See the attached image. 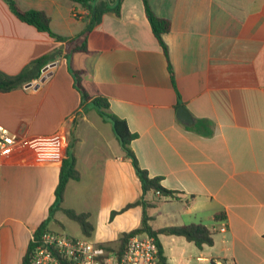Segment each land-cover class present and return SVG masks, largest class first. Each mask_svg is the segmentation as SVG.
I'll return each instance as SVG.
<instances>
[{
  "label": "crops",
  "instance_id": "1",
  "mask_svg": "<svg viewBox=\"0 0 264 264\" xmlns=\"http://www.w3.org/2000/svg\"><path fill=\"white\" fill-rule=\"evenodd\" d=\"M14 1L22 10L46 13L61 36L74 37L85 26L86 10L71 0ZM149 5L171 23L163 36L168 58L143 1L123 0L120 16L105 14L89 35L88 53L74 54L70 65L82 71L86 91L108 98L110 112L137 135L131 148L140 167L175 192L146 195L154 203L148 209L151 228L203 224L212 234L213 245L202 248L183 236L159 235L166 264H264V0ZM66 49V43L21 22L0 0V72L16 76L58 52L38 80L0 92V124L25 137L64 135L80 180L68 182L62 206L89 214L94 232L88 240L117 247L123 233L141 227L143 208L112 220L111 213L137 201L141 183L111 124L91 104L81 108ZM180 107L189 111L192 125L178 119ZM59 171L60 163L28 152L4 164L1 264H21L33 233L49 218ZM67 221L58 211L47 227L71 235Z\"/></svg>",
  "mask_w": 264,
  "mask_h": 264
},
{
  "label": "trees",
  "instance_id": "2",
  "mask_svg": "<svg viewBox=\"0 0 264 264\" xmlns=\"http://www.w3.org/2000/svg\"><path fill=\"white\" fill-rule=\"evenodd\" d=\"M12 14L21 22L35 27L40 32H46L48 35L58 42H64L67 45L65 58L68 62V69L74 80V87L81 96V108L85 107L88 103L91 104L98 114L111 126L114 135L120 143L125 157L129 159L136 171V174L141 183L142 194L140 198L134 203L128 204L121 211H113L111 213V220L119 213L124 212L135 206H142L143 216L141 227L132 230L128 233H123L119 238V247L123 248L128 239L140 233H147L150 236L156 238L161 252V260L163 264H166V258L163 255L162 245L158 240L159 235L168 236H183L187 241L193 242L198 248H202L204 245L212 246L213 238L211 232L203 224H191L181 227H168L158 230H154L149 225L150 216L148 215V209L153 207L154 203H151L146 199V195L149 193L159 192L162 197H172L175 192L165 189L161 185L160 177H150L145 169H142L139 165L137 157L131 148V143L137 138L135 133H132L127 125V122L118 116L110 112V106L108 98L102 95H96L92 97L82 85V71L74 70L70 65L72 56L76 53H88V38L92 30L102 21V18L107 13H114L116 16H120L123 0H71L73 3H77L82 6L86 11L85 26L74 37H65L55 33L51 28V19L49 16L38 10H22L14 0H4ZM147 19L150 23L152 31L159 41L164 50L165 56L168 58V49L163 40V36L171 30L170 21L157 17L151 10L149 0H142ZM58 56V52L50 55L43 56L39 59L32 61L23 71L16 76H9L0 72V92L7 93L14 89L20 88L26 83L32 80H38L41 77L42 69L53 62ZM174 82V80H173ZM180 104V101L178 102ZM211 134V130L207 126L205 130ZM80 180V174L76 170V160L70 146L67 147L65 155L60 164L59 179L55 190V202L51 206L49 211V218L44 221L38 229L33 233V236L37 239L44 231H50L47 227L48 222L54 218V214L58 211L63 212L70 220L76 222L81 230L82 235L85 238H90L94 232V226L89 221V214L77 213L72 209H67L62 206L64 200V194L69 181ZM225 216L223 214L217 215V220L223 221ZM35 243L30 241L25 255L22 258L21 264H30L31 256Z\"/></svg>",
  "mask_w": 264,
  "mask_h": 264
},
{
  "label": "built area",
  "instance_id": "3",
  "mask_svg": "<svg viewBox=\"0 0 264 264\" xmlns=\"http://www.w3.org/2000/svg\"><path fill=\"white\" fill-rule=\"evenodd\" d=\"M82 15L85 17L87 11ZM73 16L81 17V14L75 12ZM65 146L64 135L60 132L25 137L11 133L0 124V174L4 164L20 152L61 164ZM155 194L161 196L159 192ZM221 231L225 232L226 227L223 226ZM31 241L35 247L30 264H163L156 238L147 233L131 236L123 248L53 231H44L37 239L33 236Z\"/></svg>",
  "mask_w": 264,
  "mask_h": 264
},
{
  "label": "water",
  "instance_id": "4",
  "mask_svg": "<svg viewBox=\"0 0 264 264\" xmlns=\"http://www.w3.org/2000/svg\"><path fill=\"white\" fill-rule=\"evenodd\" d=\"M54 65V63L52 64ZM51 66V65H50ZM50 66H46L43 69V72L46 73L47 70L50 68ZM49 75L45 74L42 78H41V82L44 81L46 79V77H48ZM28 87L32 86V84H28ZM177 117L179 120H181L184 124L186 125H192L194 123V120L192 118V116L190 115L189 111L185 108V107H180L177 110Z\"/></svg>",
  "mask_w": 264,
  "mask_h": 264
},
{
  "label": "rangeland",
  "instance_id": "5",
  "mask_svg": "<svg viewBox=\"0 0 264 264\" xmlns=\"http://www.w3.org/2000/svg\"><path fill=\"white\" fill-rule=\"evenodd\" d=\"M83 20H86V19H83ZM65 225H66V228H67V231L69 234H71L72 236H74L75 238H83L80 234V228L78 226V224L72 220L70 221H67L65 222ZM62 231V230H60ZM55 232V231H53ZM60 233V232H59ZM65 233V232H64ZM21 256V255H20ZM20 258V257H19ZM17 259L18 262L20 263V259ZM17 261H15V264H16Z\"/></svg>",
  "mask_w": 264,
  "mask_h": 264
}]
</instances>
